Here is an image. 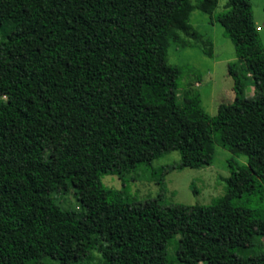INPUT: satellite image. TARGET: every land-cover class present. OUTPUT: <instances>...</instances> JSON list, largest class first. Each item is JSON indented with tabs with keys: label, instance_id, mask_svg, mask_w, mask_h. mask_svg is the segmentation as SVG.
Returning a JSON list of instances; mask_svg holds the SVG:
<instances>
[{
	"label": "trees",
	"instance_id": "1",
	"mask_svg": "<svg viewBox=\"0 0 264 264\" xmlns=\"http://www.w3.org/2000/svg\"><path fill=\"white\" fill-rule=\"evenodd\" d=\"M217 4L0 0V264H77L94 251L105 264H264V209L251 205L264 199V48L251 0L214 17L236 55L234 98L215 115L190 86L179 97L181 69L166 62L171 42L213 56L189 18ZM216 145L246 162L229 160L208 204L129 202L101 180L141 167L162 186L172 169L209 165ZM172 151L177 162L153 167ZM59 178L76 207L56 198Z\"/></svg>",
	"mask_w": 264,
	"mask_h": 264
},
{
	"label": "rangeland",
	"instance_id": "2",
	"mask_svg": "<svg viewBox=\"0 0 264 264\" xmlns=\"http://www.w3.org/2000/svg\"><path fill=\"white\" fill-rule=\"evenodd\" d=\"M227 0H218L214 12L209 15L197 9L190 13V24L199 31L207 34L213 43V56L202 53L198 46L184 48L175 47L172 42L168 46L166 62L179 66L181 69L178 81V94L183 97L184 90L190 86L193 92L200 97L203 109L210 115H215L221 102L230 103L234 98L232 78L227 72V63L236 59L234 44L223 28L214 20V17L226 10ZM253 19L258 29V34L264 48V0H251ZM253 85L249 83L246 94L252 95ZM178 153L172 151L153 161V167L166 166L178 161ZM234 158L245 163L244 156H235L228 149L216 145L212 162L200 168L172 169L165 174V183L161 186L157 179L143 174L141 167L129 173L105 174L102 182L111 188L121 190L125 200L141 202L148 198L160 196L162 206L172 203L187 205L208 204L213 198L224 193V178L230 173L228 162ZM65 178H59L55 185L56 198L63 206H75L77 201L71 189L67 186ZM65 189V190H64ZM254 208L264 209L262 202L252 201ZM178 238V235L176 236ZM259 240H261L259 238ZM174 239L168 247L172 253ZM77 264H105L100 253L93 252L91 260H84Z\"/></svg>",
	"mask_w": 264,
	"mask_h": 264
}]
</instances>
